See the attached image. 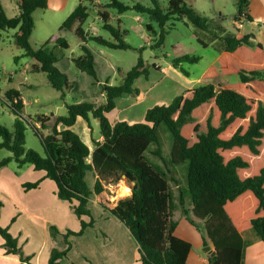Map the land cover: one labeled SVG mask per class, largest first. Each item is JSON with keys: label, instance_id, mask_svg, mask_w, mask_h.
Masks as SVG:
<instances>
[{"label": "trees", "instance_id": "16d2710c", "mask_svg": "<svg viewBox=\"0 0 264 264\" xmlns=\"http://www.w3.org/2000/svg\"><path fill=\"white\" fill-rule=\"evenodd\" d=\"M2 1L0 31L17 30L14 44L23 51V56L33 61L31 71L45 74L50 86L61 95L78 92V82L71 81L56 66L64 56L56 57L53 51L36 49L29 43L34 28L32 15L38 9H46L48 0H17L18 14L14 17L6 15ZM151 3L152 8L140 4L131 7L119 0H108L105 8L115 10L118 15L129 10L146 14L159 28L154 48L164 44L167 34L164 26L170 20L186 19L198 29H206L207 19L187 5L186 0H170L165 9L156 0ZM235 7V23L251 20L247 14L248 0H235ZM88 17L87 7L80 2L45 46L50 44L67 51L66 38L73 34L82 43V55L71 58L70 62L78 72L93 79L98 93L85 94L88 101L66 104V116L41 115L34 117V121L23 117L24 106L18 91L10 89L0 95V105L7 106L15 117L12 133L0 125V150L12 154L0 162V167L14 161L19 167L29 165L44 172V178L56 185L57 197L68 202L80 220V231H67L63 237L65 248L53 249L47 264H62L71 247L67 238L81 236L95 222L88 209L91 196L102 194L103 182L109 179L118 182L123 176L133 184L130 196L116 204L100 201L99 205L128 229L139 246L141 264H188L192 245L173 235V195L168 177L160 167L151 166L144 156L151 144L159 147L160 125L166 127L173 139L170 159L162 161L164 167L187 162L185 188L178 190V207L186 216L188 201L194 218L205 222L206 236L215 251V256L208 259L209 264H242L244 233L252 231L264 245V46L237 30L233 36L223 38L224 51L197 86L184 90L168 104L149 108L141 122L112 124L108 114L115 110V101L124 95H139L135 81L147 78L149 72L139 57L122 84L111 86L109 78L102 82L96 56L87 44L111 50H127L129 46L122 39L125 32L108 24L107 12L101 13L100 25L111 40L88 35L83 27ZM146 29L153 31L151 25ZM181 46L177 43L174 47ZM187 51L190 50L176 54L170 63L189 77L182 66L197 63L199 57ZM232 76H238L239 81L230 83L228 78ZM219 80L222 82L218 83ZM97 94L103 95L104 103L90 101ZM77 118H82L90 130V119L98 121L103 141H92L96 146L93 151L70 130ZM31 122L39 124L43 131L49 129L43 134L34 128L44 148V157L25 148V130ZM155 155L161 156L158 149ZM88 174L96 178L92 189ZM38 184H25L24 188L35 189ZM83 216L90 221L84 222ZM186 219L193 226L187 216ZM56 232L55 228L50 229L52 236ZM0 236L7 254L19 255L22 262H28L7 229L0 227Z\"/></svg>", "mask_w": 264, "mask_h": 264}, {"label": "rangeland", "instance_id": "374dc122", "mask_svg": "<svg viewBox=\"0 0 264 264\" xmlns=\"http://www.w3.org/2000/svg\"><path fill=\"white\" fill-rule=\"evenodd\" d=\"M13 0H3V4L8 16L15 14L16 4ZM80 0H48V6L46 9H38L33 15L34 28L29 38V43L32 47L39 49L43 48L46 52L53 51L56 57L66 56L69 54L75 56L80 54L77 49V38L71 34L66 40L70 45L68 51L62 50L53 45H46L45 43L49 38L54 35L61 24L65 21L67 16L75 8ZM128 6H134L140 4L146 8H152L151 0H119ZM160 8L165 9L168 6L170 0H156ZM82 3L87 7L89 14L87 22L83 25L84 29H88V35L102 36L107 40H111L109 33L101 29V13L107 12L109 14L108 24L114 28H118L121 32H125L122 36L123 41L129 46L127 50H111L102 48L94 43H90V50L96 56V62L99 66L98 75L103 82L109 78L111 86H118L122 84L123 78L126 73L133 68L139 57L142 58L144 67L148 70L149 75L147 78L140 77L135 81L134 87L140 92L138 104L135 108H129L128 111L121 112L123 118H128L133 121H139L141 117L139 115L144 113L149 108H152L157 103H170L173 98L179 96L182 91L187 88L195 87L199 84L203 74L209 69V67L216 65L219 55L224 51V37L233 36L237 30L240 32L252 35L258 42L264 44V25L263 20L255 19L247 21L241 19V23L238 22L237 28L234 26H228V22H222L223 19H231L236 16L235 0H186V4L194 7L202 16L207 19L206 29L200 30L197 27L190 24L186 19L183 21L170 20L164 26V30L167 33L164 44L159 48H154L157 43L159 28L157 24L150 20L146 14L138 13L134 10H129L122 15H118L113 9L105 8L108 0H82ZM259 11V12H256ZM264 16V10L259 7L252 12V17ZM147 25H151L153 31L146 29ZM17 30H5L0 31V89L5 90L6 77L10 73L18 72L20 66L31 63V59L23 56V51L14 44V35ZM177 43L182 45L180 48L174 47ZM142 49V50H141ZM141 50V51H140ZM190 50L191 54L199 57V61L194 64H183V69L190 74V77H184L179 71L169 70L172 67L170 60L181 51ZM104 53L103 57L100 55ZM19 57L17 63L14 58ZM63 65V66H62ZM68 64L66 60L61 64V67L65 69ZM76 77L69 73H66L69 79L78 82V92L70 95L69 93H61L55 91L49 84L47 77L43 73H30L28 83L30 88L22 90V95L25 100L32 106L24 109L26 115H30L32 121H34V115L41 113L51 116H66V104H75L84 94L93 95L94 91L98 87L93 83V79L85 74L78 72L73 66ZM119 70V72H118ZM167 70V71H166ZM178 73V74H177ZM183 78H179V77ZM182 79V80H181ZM230 83H236L239 81L238 76H232L228 78ZM219 80L218 83H221ZM138 96V95H137ZM128 102H136L134 95L127 96ZM36 98H39L40 102L37 103ZM123 103V100L119 102V105ZM121 107V106H120ZM57 108V109H56ZM53 112V113H52ZM131 114L130 117H127ZM137 117H136V116ZM116 114H111L110 118L113 119ZM14 115L10 112L7 106L0 105V125L5 127L10 133L13 132ZM34 126V127H33ZM39 132L45 133L40 127L32 122L26 126L25 130V148L30 149L44 157V148L40 142V139L35 134V129ZM159 147L151 144L149 149L145 152L144 156L147 162L153 167H160L164 170L165 175L168 177L170 189L173 195V203L171 207V221L175 224L176 236L183 240H200L202 238L203 245H211L205 232V222L197 220L192 214V208L188 201L185 203V209L187 210V218L191 220L193 229L184 220L185 215L178 207V190L180 187L185 188V174L187 172V162L179 166L163 165V159L168 161L170 159V151L173 145V139L169 131L164 125H160L158 129ZM0 138V143H1ZM90 142V141H88ZM160 152L161 156L157 157L155 151ZM12 154L5 150H0V162L4 159L10 158ZM29 166V165H26ZM25 166V167H26ZM4 167V166H3ZM0 167V168H3ZM5 167L10 169L14 173H19L18 169H23L18 166L14 161L7 164ZM27 168H24L25 170ZM168 171H173L170 173ZM89 184L93 182L92 178L88 179ZM105 192L108 196L107 200L104 196L102 201L116 202L122 198L129 197L131 194V184L124 178L115 182L112 179L107 180L105 183ZM104 193V191H103ZM2 201H0V208L2 207ZM176 205V207H174ZM91 218H95V210L89 209ZM106 212V211H104ZM108 213V212H107ZM109 214V213H108ZM111 216V215H109ZM113 217V216H111ZM114 218V217H113ZM117 220V219H116ZM196 230H200L199 233ZM247 233H252L248 231ZM198 234V235H197ZM200 234V235H199ZM204 245V246H205ZM196 249L199 250V245L195 244ZM213 247L211 248V250ZM203 248H200V252ZM210 254V252H206Z\"/></svg>", "mask_w": 264, "mask_h": 264}, {"label": "crops", "instance_id": "0c3cea01", "mask_svg": "<svg viewBox=\"0 0 264 264\" xmlns=\"http://www.w3.org/2000/svg\"><path fill=\"white\" fill-rule=\"evenodd\" d=\"M12 2L17 4V0H13ZM80 2H82V0H80L79 3ZM2 5L6 13L3 1ZM259 7L264 10V0H248L247 14L251 18L252 22H255V19L258 21H264L263 15L258 17L254 16V18L252 17V12L257 10ZM14 10L16 12L13 16H8L7 13L6 15L8 17H14L18 14V7H16ZM71 13L72 11L70 14ZM235 18H233V20L223 19L222 22H228V26H234L237 28L238 22L235 23ZM241 22L242 21L240 20V23ZM85 31L88 32V29H85ZM251 40L255 44L259 43L264 46V44L258 42L253 36ZM81 45L82 43L77 39V49H79L80 54L75 56L71 53L69 54V58L65 56L56 64V66H58L61 71L65 73H68L67 71H69V73L76 77L75 71L71 69L73 64L70 62V59L82 55ZM89 45L90 44H87V47H90ZM100 55L103 57L104 53L102 52ZM15 59L18 60L19 57H15L14 60ZM65 60L68 65L65 67V69H62L61 64H63ZM15 62L17 63L18 61ZM32 64L33 61L20 66L21 68L18 69L17 74L14 72L10 73L5 79L7 82L5 90L2 91L0 89L1 96H3L4 92L10 89L16 90L20 93V99L24 106L23 117L25 118L30 117V115H26L24 109L32 105L25 100L22 95V90L31 87L28 81L30 78V73H33L31 71ZM171 69L174 71L176 70L173 67H169L168 72ZM179 78L183 77L181 76ZM95 91L98 93L99 88L97 87ZM69 94L72 95L73 93ZM139 95H134L137 100L133 103L124 101L127 100L126 98H128L127 96L129 95H124L121 98H118L115 101V110L108 114L109 121L112 124H115L119 121H128L131 123L141 122L146 111L139 115V117H141L139 121H133L121 116V112H131L130 110L135 108V105L139 103ZM88 99L89 98H87L84 94V96L76 103L88 101ZM91 99L92 100L90 101H93L96 104L104 103V97L100 94H97L96 97ZM121 100H123V103L119 105ZM35 101H37V103L40 102L39 98H36ZM157 104L167 103L160 102ZM129 108L131 109L129 110ZM118 110L121 112H118ZM111 114H116V116L111 119ZM41 115L48 117L46 113L41 114L39 112L38 114H35L34 117ZM51 115L54 116L55 114L53 113ZM130 116L131 114H128L127 117ZM36 125L40 127L39 124ZM90 127L91 130L88 128V124L82 118H77L75 125L71 127L70 130L75 132L81 138V140L89 147L90 151H93L96 146L92 141H94V143H102L103 139L99 134L97 120L90 119ZM64 129V127H59V130ZM48 132L49 129H46L45 134ZM21 168L27 169H18L19 173L15 174L14 171L12 172L5 166L0 168V201H2V207L0 208V227L8 230V233L12 236V238L16 240V247L18 248L19 253L22 254L24 258H28V262H22L19 258V255L7 254L3 248L4 241L0 236V264H47L53 249L62 250L65 248L63 237L67 231L74 233H78L80 231V220L74 214L70 204L66 201L60 200L57 197L56 185L51 180L44 178V172L35 171L31 166H23ZM89 177H91L93 180L91 185L88 183L89 187L92 189L94 180L96 178H94L92 174H88L87 178L89 179ZM36 182L39 184L35 189L25 190V184H33ZM132 185L133 184H131V187ZM105 189L106 187L104 185V193L102 192V194L99 196H91L88 202V209L93 208L95 210V218H92L95 222L92 227L86 228L81 236H69L67 238V241L70 243L71 247L67 254V258L62 260V264H141L139 246L131 236L128 229L118 220L109 216L107 212H104L105 210L99 205L103 196L106 199L108 198ZM82 220L84 222H89L90 218L83 216ZM184 220L188 223V225H190L185 217ZM52 227L57 230L56 235L54 236H52L50 233V229ZM191 227L193 228V226ZM196 231L199 233L200 230ZM173 235L176 236V233L174 232ZM176 237L183 240L178 236ZM242 238L244 241L242 264H264V245L262 242H260L257 236L254 233L252 234L246 232L242 235ZM184 241L192 245V250L190 251L187 258L188 264H209L208 259L211 257V255L204 251L206 245H203L202 238H200V240H194V242L189 240ZM196 242L200 248H203L201 252L200 248L199 250L196 249ZM208 246L211 247V245Z\"/></svg>", "mask_w": 264, "mask_h": 264}, {"label": "water", "instance_id": "95a60500", "mask_svg": "<svg viewBox=\"0 0 264 264\" xmlns=\"http://www.w3.org/2000/svg\"><path fill=\"white\" fill-rule=\"evenodd\" d=\"M123 178L125 179V176H123ZM204 251L210 252L211 257L215 256V251L214 250L212 251L210 246H206L204 248Z\"/></svg>", "mask_w": 264, "mask_h": 264}]
</instances>
